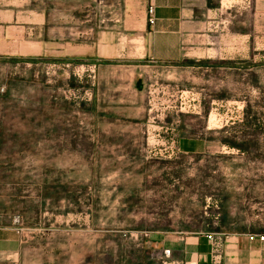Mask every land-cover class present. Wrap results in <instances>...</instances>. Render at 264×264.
I'll list each match as a JSON object with an SVG mask.
<instances>
[{
    "label": "rangeland",
    "instance_id": "374dc122",
    "mask_svg": "<svg viewBox=\"0 0 264 264\" xmlns=\"http://www.w3.org/2000/svg\"><path fill=\"white\" fill-rule=\"evenodd\" d=\"M87 2L32 0L48 9V51L0 66V264H154L163 231L264 232V0H230L234 59L171 91L124 87L87 48L57 47L62 19L82 41L104 23Z\"/></svg>",
    "mask_w": 264,
    "mask_h": 264
},
{
    "label": "crops",
    "instance_id": "0c3cea01",
    "mask_svg": "<svg viewBox=\"0 0 264 264\" xmlns=\"http://www.w3.org/2000/svg\"><path fill=\"white\" fill-rule=\"evenodd\" d=\"M24 1L21 8L18 0H0V66L17 54L48 51V9L38 12L32 0ZM57 1L73 7L88 1L98 11H105L104 15L100 14L103 19H97L96 12L94 25L100 20L104 23L94 26V34L88 41L80 39L77 19L69 27L62 19L57 26V47L68 45L77 55L87 48L91 58L99 62L100 77H119L117 84L122 82V86L135 91L143 90L151 77L167 80L172 86V77L209 69L218 60L234 59L224 54L229 46L235 49L241 36V31H235L236 11L241 5L230 0H119L114 13L110 11L113 5L104 0ZM150 8L153 22L149 21ZM163 232L167 235L154 245L161 253L168 248L171 253L164 254L162 263L154 264H215L212 237L202 233L175 236ZM216 235L222 243L221 264H264V240L259 236L251 239L247 234Z\"/></svg>",
    "mask_w": 264,
    "mask_h": 264
},
{
    "label": "built area",
    "instance_id": "2783aa9c",
    "mask_svg": "<svg viewBox=\"0 0 264 264\" xmlns=\"http://www.w3.org/2000/svg\"><path fill=\"white\" fill-rule=\"evenodd\" d=\"M152 12H153V9L152 8H150L149 9V21L150 22H153L154 21V18H153V16H152ZM93 32V28H91L90 29V31L88 32V33H92ZM93 71H95L96 70V67H97V64H94L93 66ZM163 90H169V91H171L172 90V86H168V85H166V86H162L161 87ZM1 90H4V88L3 87H0V91ZM206 235H208L209 237H212L213 238V242H214V246H213V260H214V263L215 264H221V261H222V251H221V240L219 239V238H216L215 236H217V235H214V234H212V233H207ZM256 236H259V238L261 239V240H264V234H250V238L251 239H254ZM170 253H171V249H165L164 250V254L165 255H167V256H170Z\"/></svg>",
    "mask_w": 264,
    "mask_h": 264
},
{
    "label": "trees",
    "instance_id": "16d2710c",
    "mask_svg": "<svg viewBox=\"0 0 264 264\" xmlns=\"http://www.w3.org/2000/svg\"><path fill=\"white\" fill-rule=\"evenodd\" d=\"M221 223L223 224V220L221 221Z\"/></svg>",
    "mask_w": 264,
    "mask_h": 264
}]
</instances>
